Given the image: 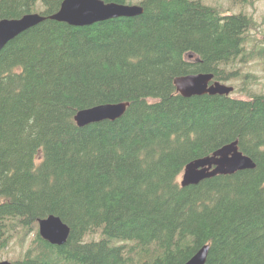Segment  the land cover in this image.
I'll return each instance as SVG.
<instances>
[{"label": "trees", "instance_id": "1", "mask_svg": "<svg viewBox=\"0 0 264 264\" xmlns=\"http://www.w3.org/2000/svg\"><path fill=\"white\" fill-rule=\"evenodd\" d=\"M61 1L0 0V18L40 2L46 16ZM103 1L143 12L84 26L46 19L0 51V249L55 215L67 240L35 232L14 264H183L206 244L205 264H264V86L184 97L173 83L198 72L237 80V61L264 65V35L245 50L254 20L200 0ZM124 101L115 120L74 122ZM233 140L254 169L179 186L189 161Z\"/></svg>", "mask_w": 264, "mask_h": 264}, {"label": "water", "instance_id": "2", "mask_svg": "<svg viewBox=\"0 0 264 264\" xmlns=\"http://www.w3.org/2000/svg\"><path fill=\"white\" fill-rule=\"evenodd\" d=\"M140 5L103 0H62L59 9L46 16L39 13H26L15 18H0V51L17 35L49 19L65 22L72 26L90 25L96 22L141 14ZM213 74L200 72L174 78L176 91L184 97L192 95H228L233 87L212 80ZM213 81V82H211ZM211 82V83H210ZM129 102L103 103L78 110L74 115L77 126L102 120H115L121 117ZM254 162L238 150L234 140L214 151L210 156L197 158L187 163L183 169L180 185L182 187L198 184L217 174H232L243 169H253ZM40 236L52 244H63L69 235V227L58 216L48 215L38 220ZM208 245L199 248L184 264H204ZM0 264H13L2 260Z\"/></svg>", "mask_w": 264, "mask_h": 264}, {"label": "rangeland", "instance_id": "3", "mask_svg": "<svg viewBox=\"0 0 264 264\" xmlns=\"http://www.w3.org/2000/svg\"><path fill=\"white\" fill-rule=\"evenodd\" d=\"M204 4L208 5H217L224 14L231 13H245L250 16L255 22V29L250 30L247 33V43L245 44V50H252L256 42L260 41L264 35V0H247L246 3H236L233 0H200ZM41 3V2H40ZM37 4V9L39 12L41 10V4ZM235 67L238 69V77L237 80H227L222 81L225 84L231 85L234 88L241 86L243 81L246 82L247 87L250 88L252 92H259L264 86V65L260 58L253 57L248 59L245 62L237 61L235 63ZM241 74H248V77L242 78ZM235 91V89H234ZM232 97H241L246 98L247 95L234 93L230 95ZM180 180V176L178 177V181ZM35 226V227H34ZM33 232H27L23 236H13L8 240V247L0 249V258L4 257L2 260H19L25 252L27 251L29 245L34 238V233L37 231V224L34 225ZM27 235V236H26ZM29 235V236H28ZM95 238L99 236L97 233L94 235ZM117 245L127 244V242L116 241ZM14 260V261H15Z\"/></svg>", "mask_w": 264, "mask_h": 264}, {"label": "bare ground", "instance_id": "4", "mask_svg": "<svg viewBox=\"0 0 264 264\" xmlns=\"http://www.w3.org/2000/svg\"><path fill=\"white\" fill-rule=\"evenodd\" d=\"M142 7V6H141ZM235 89V88H234ZM256 165V164H255ZM35 227V226H34ZM37 230V229H36ZM33 232V231H32ZM37 232V231H36ZM27 236V235H26ZM29 236V235H28ZM209 251V250H208ZM208 254V253H207ZM208 256V255H207ZM206 263V262H205ZM14 264V263H13Z\"/></svg>", "mask_w": 264, "mask_h": 264}]
</instances>
